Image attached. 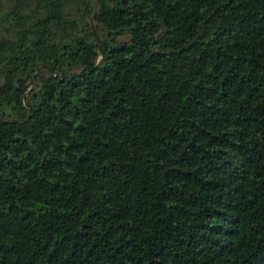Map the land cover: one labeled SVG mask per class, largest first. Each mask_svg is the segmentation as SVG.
<instances>
[{
    "label": "trees",
    "instance_id": "obj_1",
    "mask_svg": "<svg viewBox=\"0 0 264 264\" xmlns=\"http://www.w3.org/2000/svg\"><path fill=\"white\" fill-rule=\"evenodd\" d=\"M0 264H264V0H0Z\"/></svg>",
    "mask_w": 264,
    "mask_h": 264
},
{
    "label": "water",
    "instance_id": "obj_2",
    "mask_svg": "<svg viewBox=\"0 0 264 264\" xmlns=\"http://www.w3.org/2000/svg\"><path fill=\"white\" fill-rule=\"evenodd\" d=\"M34 89V86L32 87V89L31 90H33Z\"/></svg>",
    "mask_w": 264,
    "mask_h": 264
}]
</instances>
